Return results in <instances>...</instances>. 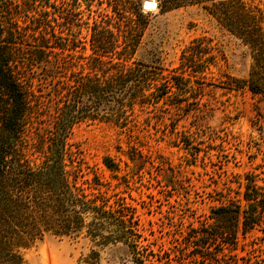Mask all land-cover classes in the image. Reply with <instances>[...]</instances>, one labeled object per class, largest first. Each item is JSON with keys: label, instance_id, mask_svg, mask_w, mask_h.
I'll list each match as a JSON object with an SVG mask.
<instances>
[{"label": "rangeland", "instance_id": "rangeland-1", "mask_svg": "<svg viewBox=\"0 0 264 264\" xmlns=\"http://www.w3.org/2000/svg\"><path fill=\"white\" fill-rule=\"evenodd\" d=\"M145 1L143 16L136 14L131 0L123 3L122 15L105 0L92 6L70 1L69 19H77L80 27L69 28L58 14L52 25L55 41L65 38L68 44L77 35L82 47L87 43V50L70 53L67 68L64 55L54 49L55 67L87 75L100 66L89 44L91 19H148L134 59L163 68L174 88L156 106H136L126 126L105 120L76 124L64 157L68 181H100L98 191L112 204L136 209L144 236L139 253L146 257L139 260L122 245L98 248L84 236L48 233L23 251L26 264H86L94 249L101 253V264H247L264 255V224L246 235L241 231L236 244L191 238L206 225L223 229L227 221L220 207L243 199L252 181L264 192V94L226 85L227 75L249 76L250 53L201 6L164 12L145 10ZM152 1L159 5L163 0ZM247 1L264 10V0ZM196 39L205 40L206 57L215 56L204 73L182 67V53ZM176 76L187 80L184 89L174 86ZM40 83L35 80L48 103L52 86ZM35 123L27 156L32 166L40 167L48 147L46 130L52 126L41 118ZM105 158L118 170L108 169Z\"/></svg>", "mask_w": 264, "mask_h": 264}, {"label": "trees", "instance_id": "trees-1", "mask_svg": "<svg viewBox=\"0 0 264 264\" xmlns=\"http://www.w3.org/2000/svg\"><path fill=\"white\" fill-rule=\"evenodd\" d=\"M70 1L79 3L0 0V264H26L23 251L48 233L84 236L98 248L122 245L135 258L146 257L139 253L144 236L136 209L125 203L112 204L98 191L100 181H94V185L89 181H68L64 157L76 124L105 120L126 126L136 106H156L174 87L169 86L163 68L134 59L148 19H91L89 44L100 66L87 75L75 71L69 75L64 68H56L54 49L64 55L61 61L65 68L71 63L70 53L74 56L79 48L87 50V43L82 47L77 35H72L68 44L65 38L55 41V15L65 19L69 28L80 27L77 19H69ZM84 1L88 6L99 2ZM105 1L118 14L125 13V0ZM131 1L136 14L143 16L142 0ZM186 6H201L249 51V76L240 79L227 75V87L264 94V10L247 0H163L159 4L164 12ZM65 21L62 27H66ZM206 46L205 40H194L182 53L183 69L192 73L208 70L215 56L206 57ZM55 69L61 72L57 76ZM36 79L42 81L40 85L52 86L48 103L43 91L36 87ZM173 79L177 88L187 86L184 77ZM51 107L54 112L49 110ZM39 118L52 127L46 130L44 162L35 167L27 156V139ZM104 164L112 171L118 170L110 158H105ZM253 183L248 185L243 199L230 200L220 207L227 221L223 229L206 225L202 233L194 231L192 240L207 237L212 242L236 244L241 231L246 235L262 227L264 192ZM100 261L101 253L96 249L85 258L86 264H101ZM247 262L264 264V255Z\"/></svg>", "mask_w": 264, "mask_h": 264}, {"label": "water", "instance_id": "water-1", "mask_svg": "<svg viewBox=\"0 0 264 264\" xmlns=\"http://www.w3.org/2000/svg\"><path fill=\"white\" fill-rule=\"evenodd\" d=\"M159 8V5L157 2L152 1V0H146L144 2V9L145 10H156Z\"/></svg>", "mask_w": 264, "mask_h": 264}]
</instances>
